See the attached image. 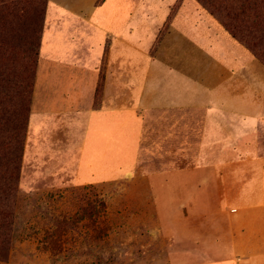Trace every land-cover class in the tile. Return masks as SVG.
Returning <instances> with one entry per match:
<instances>
[{"label": "rangeland", "instance_id": "rangeland-1", "mask_svg": "<svg viewBox=\"0 0 264 264\" xmlns=\"http://www.w3.org/2000/svg\"><path fill=\"white\" fill-rule=\"evenodd\" d=\"M5 1L10 0H0V5ZM212 1L217 6L214 14L200 0H46L40 5L44 13L39 24L44 28L48 15L49 19L54 15L52 10L55 14L59 10L63 22L71 23L66 31L72 29L74 36L82 38L83 48L90 43L94 49L104 41L106 53L111 40L114 54L123 53L131 59V68L125 74L118 72L119 67L115 65L110 71L115 74L106 82L108 66L104 57L87 109L99 107L105 99L118 104L136 100L134 74L145 72L149 56L156 55L154 69H180L194 75L196 80L203 75L224 80L210 85H219L221 90L227 91L228 97L255 103L256 114L264 116V62L245 46V41L255 42L264 51V0ZM35 6L36 2L30 7ZM30 7L25 13L17 12L9 17L12 33L29 30ZM195 8L205 12L221 34L224 30L234 38L222 20L226 14L230 15L235 32L242 36V39H234L252 54L253 63L244 69L236 67L235 71L214 60L203 38L210 36V28L216 30L212 23L207 24L206 31L200 23L191 25L199 17ZM244 8L246 11L242 13ZM71 9L74 12L71 13ZM179 9L181 15L175 22ZM189 26L191 36L187 32ZM41 27L33 51L19 52L20 62L9 63L0 56V99L5 102V113L0 119V160L5 162L18 155L15 183L2 179L0 167V264H186L201 261L204 216L218 215V190L211 211L204 213L201 205L185 200L174 206L175 218L180 220H172V204H166L170 190L151 189L147 178L156 171L171 168H201L203 158L197 155L201 144L199 134L189 142L149 136L145 152L134 157L128 169L130 146L126 144L122 150V145L117 144L109 152L117 159L118 173L114 179L77 181L74 178L77 156L69 144L79 136L78 126L71 116L80 111L78 106L73 103L66 107L57 114L54 123L47 117L41 119L44 110L41 102L53 104L52 110L65 105L64 93L53 91L71 86L69 75L48 76L39 82ZM213 36L219 35L215 32ZM26 61L30 66L18 65ZM28 73L32 74V85L26 99L27 109L17 112V96L12 88L1 85L6 78L17 79ZM43 74L40 71V75ZM75 78L72 76V81ZM197 82H200L195 83L197 87L207 85ZM90 95L91 91L83 93L82 97ZM23 117L22 127L18 129L17 118L23 121ZM194 117H203V113ZM200 124H195V133L201 129ZM112 130L115 129H94L96 140L90 151L93 146L100 147ZM176 143L177 149L182 151L178 157L170 154V148H175ZM242 143L244 151L251 149V155L264 158V119ZM163 145L167 147L166 152L158 156L156 151ZM184 145L193 148V157L186 156Z\"/></svg>", "mask_w": 264, "mask_h": 264}, {"label": "crops", "instance_id": "crops-1", "mask_svg": "<svg viewBox=\"0 0 264 264\" xmlns=\"http://www.w3.org/2000/svg\"><path fill=\"white\" fill-rule=\"evenodd\" d=\"M179 11L174 18L175 22L181 15ZM59 12L55 14L52 10L54 15L50 19L48 15L42 31L39 82L48 76L69 75L71 86L69 89L53 91L64 93L65 105L52 110L55 108L53 104L41 102L44 104L41 119L47 117L54 123L57 114L64 112L66 107L73 103L78 106L80 111L71 116L78 126L79 136L69 144L77 156L74 178L83 182L114 179L118 173L115 167L117 159L116 155H109V152L117 144L122 145V150L126 144L130 146L128 169L132 159L145 152V142L149 136L163 137V140L172 142H189L194 140V135L199 134L201 144L197 155L203 158L201 168H171L165 172L156 171L152 176L147 175L151 189L170 190L166 204H172V220H180L179 217L175 218L174 206L185 200L190 204L201 205L204 213L211 211L218 190V215L204 216L202 259L187 261L186 264H264V158L251 155V149H242L244 138L251 136L260 120L264 119V116L256 114V104L247 99L228 97L227 91L221 90L219 85L211 87L212 82H224L211 75L199 76L201 79L196 80L194 75L180 69H154V61L158 60V56L150 55L145 72L134 74L133 81L137 84L135 91L138 95L136 100L118 104L105 99L99 107L87 109L93 98L104 57L108 66L106 82L109 76L115 74L110 72L115 65L119 67L118 72L125 74L131 68V59L123 53L114 54L111 40L106 53L104 41L94 49H91L90 43L83 48L84 40L74 36L72 29L66 31L71 23H64ZM197 14L199 17L191 24L193 27L200 23L206 31L207 24L212 23L214 29L217 28L205 12L199 10ZM189 28L187 32L191 36ZM215 32L218 37L213 36ZM209 33L210 36L203 38V44L209 48L214 60L225 63L232 70L235 68V71L236 67L244 69L253 63L252 54L224 30L221 34L218 29L211 31L210 28ZM40 71L44 73L42 76ZM74 75L76 78L72 81ZM197 81L207 85L197 87L195 83H200ZM126 85L129 88L131 82L128 80ZM89 91L90 97H82L83 93L88 94ZM199 112L203 113V117H194ZM253 112L255 115H251ZM196 123L202 126L197 133L194 132ZM97 128L103 131L109 128L115 130L103 138L100 147L93 146L90 151L96 140L93 131ZM177 144L175 148H170L171 156L182 154ZM185 147L186 156L193 157V148L188 145ZM166 149L163 145L157 149L156 154L164 155ZM200 177L202 181H199Z\"/></svg>", "mask_w": 264, "mask_h": 264}, {"label": "trees", "instance_id": "trees-1", "mask_svg": "<svg viewBox=\"0 0 264 264\" xmlns=\"http://www.w3.org/2000/svg\"><path fill=\"white\" fill-rule=\"evenodd\" d=\"M46 0H10L5 1L3 4L0 5V56H2L7 62L13 63L14 61L20 62L18 60L19 58V52L23 51L28 53L30 51H33L36 35L38 34V31L40 29V20L42 22L43 18L41 17L44 13V9L40 7V5L44 4ZM246 1V0H245ZM36 2L35 7H30L32 3ZM204 6H206L209 9V12L211 14L217 13V6L214 1L212 0H200ZM30 7V27L28 31H25L21 34L13 31L12 23L9 21V17L11 15H14L15 13H25L28 8ZM246 9L244 8L242 10V13H244ZM219 12V11H218ZM232 17L228 14H226L224 17H222V20L225 24L226 30L234 37H238L242 39V36H239L235 32V27L231 23ZM43 27H41V35L40 40L42 36ZM247 48L251 49L258 58H260L264 62V51L260 48V45L256 44L255 42H249L245 41ZM40 47V43H39ZM249 49V50H250ZM28 55V54H27ZM29 56V55H28ZM24 61V60H23ZM0 63H2L0 58ZM25 64V66H30V63ZM11 82V85H9L7 82ZM31 85H32V74L28 73L25 75H20L17 79H5V84L1 86H7L9 88H12V93L14 92L15 95L18 98V102L15 104V107L17 108V112H24L26 111V99L28 98V93L31 91ZM12 96V95H11ZM12 99V98H10ZM9 99V100H10ZM5 113V102L4 100L0 99V119L3 117ZM24 122L19 118H17L18 123V129H20L22 126H20V123L22 124ZM20 150V149H19ZM14 152V150H13ZM15 152H18V148L15 150ZM1 159V157H0ZM0 167H2V173L1 177L4 181H8L10 184L15 183V181L18 179V155H14V158L6 159L5 162H2L0 160Z\"/></svg>", "mask_w": 264, "mask_h": 264}]
</instances>
